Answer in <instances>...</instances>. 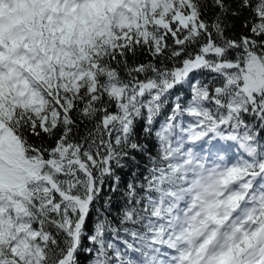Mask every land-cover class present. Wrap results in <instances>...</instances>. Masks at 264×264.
I'll return each instance as SVG.
<instances>
[{
	"label": "snow or ice",
	"instance_id": "obj_1",
	"mask_svg": "<svg viewBox=\"0 0 264 264\" xmlns=\"http://www.w3.org/2000/svg\"><path fill=\"white\" fill-rule=\"evenodd\" d=\"M0 264H264V0H0Z\"/></svg>",
	"mask_w": 264,
	"mask_h": 264
}]
</instances>
